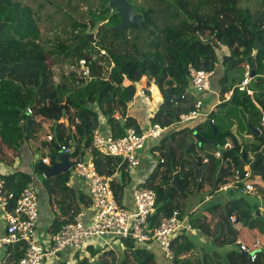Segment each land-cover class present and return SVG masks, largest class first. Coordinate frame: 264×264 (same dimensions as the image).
Listing matches in <instances>:
<instances>
[{
	"label": "trees",
	"instance_id": "trees-1",
	"mask_svg": "<svg viewBox=\"0 0 264 264\" xmlns=\"http://www.w3.org/2000/svg\"><path fill=\"white\" fill-rule=\"evenodd\" d=\"M82 1L90 4L85 20L73 17L62 5L54 3L56 13L62 16L68 30H62L67 37L56 39L53 48L48 50L41 42L37 12L20 0H0V161L11 163L24 141L34 138L42 123L47 122L52 136L51 149L55 144L71 147L69 160L74 167L77 161L86 158L90 147L89 154L96 170L109 179L110 187L122 202L130 181L128 164L119 156L91 148L94 129L100 127L102 117L115 137L122 136L130 126L140 130L136 119L127 115L128 103L137 92L136 83L143 88L154 84L162 94L163 101L150 117V123L168 127L179 122L182 113L194 108L196 98H201L204 103L209 92L196 96L189 93L188 70L194 67L212 72L210 82L214 90L219 89V102L204 119L198 117L193 119L194 124L160 136L153 147L160 160L139 183L156 194L151 224L169 216L174 208L184 213L179 201L174 199L175 195L183 196L182 192L171 184V179L174 172L179 180L196 179L192 161L202 167V174H207L209 179L214 177L215 185H221L232 178L235 169L243 173L247 163L241 153L245 151L247 159L250 151L255 160L252 176L264 180V129L261 128L264 115V0H128L141 16V27L131 25L120 30L113 28L122 18L110 6L111 0ZM97 20L103 23L92 40L86 34ZM58 26H61L60 22ZM256 39L262 48L255 47ZM102 50L104 53L101 54ZM57 55L67 61L68 68L60 70L55 83L48 60L49 56L58 58ZM82 57L88 61L91 78L78 74ZM246 64L254 65L255 76L249 83L252 94L237 86ZM220 69L222 75L219 77ZM228 92L230 96L226 98ZM169 95L172 100H166ZM62 117L67 118L68 125L60 121ZM234 126L235 131L232 130ZM194 131L214 140L220 147L227 142L231 145L216 157L218 147L199 144ZM49 133L45 128L44 134ZM175 138L179 139L178 144L174 143ZM180 152L183 153L181 156ZM35 171L42 172L40 169ZM0 173L5 180V189L12 192L14 198L33 178L32 174L22 170ZM70 176L71 172L67 170L43 179L52 205L55 195H62L69 189ZM258 206L234 205L227 214L230 218L235 213L233 223L240 228L231 229L234 237L222 240L220 245L230 243L232 250L204 251L195 256L197 259L191 258L193 242L183 231L172 239V263L264 264L263 247L254 248L256 257L251 262L240 250L241 242H237V235L249 247L257 239L264 242V212L261 213ZM64 208L59 209L60 213L48 227L50 237L74 219L76 211L69 213L63 211ZM202 212L196 216L189 213L188 220L192 228L208 235L211 216L205 214V210ZM117 243L123 248L114 245ZM117 243L109 247L88 246L89 257L95 256L96 261L89 262L83 257L77 264H157L159 260L154 251L135 245L129 238L118 239ZM112 247L120 250L119 258ZM23 250L22 242L6 247L3 254L6 262L18 260Z\"/></svg>",
	"mask_w": 264,
	"mask_h": 264
},
{
	"label": "built area",
	"instance_id": "built-area-1",
	"mask_svg": "<svg viewBox=\"0 0 264 264\" xmlns=\"http://www.w3.org/2000/svg\"><path fill=\"white\" fill-rule=\"evenodd\" d=\"M102 53H104L103 50ZM88 65L86 58L79 59L78 74L81 77L91 78ZM211 73L205 69L189 68L190 85L196 93L200 94L211 90ZM250 74L251 68L246 64L243 77L237 85L239 90L245 91L247 94L253 92L249 88L252 79ZM148 87L143 88L140 85L137 90L143 94ZM229 96L230 92L225 94L226 98ZM202 105L203 100L197 97L194 108L182 113L179 122H187L200 117ZM116 117L124 119L121 115H116ZM261 128L264 129V115L261 118ZM165 129L167 128L159 123H150L146 129L139 131L130 126L126 128L122 136L115 137L110 133L104 134L99 128H96L92 133L91 148L104 154L119 156L128 166H137L140 163L139 152L145 147L147 141L158 138ZM46 139L51 141L52 136L47 135ZM60 147L63 151L71 150V147H66L64 144H60ZM227 147L228 143L223 146V148ZM215 156L220 157V151L215 152ZM247 160L248 163L244 166L243 173L235 169L230 181L219 187L221 190L234 189L240 194H255V185L249 180L252 176L249 164L254 160L250 151L247 152ZM40 161L42 164H49V157H41ZM71 176H76L87 184L92 211L90 221L84 222L82 214L77 213L74 219L65 223L57 233L51 237L48 236L46 242H41L37 236L38 188L31 181L14 198V194L5 189V180L0 173V209L3 211L5 219V231L0 235V253L8 246L19 242L24 243L23 253L18 260L6 262L3 255L0 264H45L47 260L51 261L58 257L64 250L72 251V257L77 255L78 261V259L86 257L82 252H86L88 246L100 245L98 240L106 241L108 236H114L117 239L129 238L137 246L154 243L161 250L164 259L173 264L174 253L171 242L175 236L192 228L188 214L181 213L179 209L174 208L169 216L163 217L156 224H151V215L155 210V191L149 187L138 185L131 192L132 204H126L123 200L119 202L110 187L109 179L96 170L91 154H88L85 159L77 161L74 167L71 165ZM230 221L235 222V217L231 216ZM106 245H112V243L107 242ZM262 245L264 242L257 239L252 247L241 242L239 248L253 262L256 257L254 248H260ZM65 264L70 263L66 262Z\"/></svg>",
	"mask_w": 264,
	"mask_h": 264
},
{
	"label": "crops",
	"instance_id": "crops-1",
	"mask_svg": "<svg viewBox=\"0 0 264 264\" xmlns=\"http://www.w3.org/2000/svg\"><path fill=\"white\" fill-rule=\"evenodd\" d=\"M218 74L220 77L222 75V70L221 71L218 70ZM218 91H219L218 89L214 90L211 86V90L207 93V95L204 98V103L200 110L202 113V115L200 116V119L201 118L204 119L206 117L205 115L214 108L215 103L219 102ZM189 93L191 95H195V96L197 95V93L194 91L192 86L191 88L189 87ZM131 101H132L131 104L128 103L127 115L132 116L136 119L137 123L139 124V128L141 130V129H146V127L149 126L150 117L158 109L160 103L163 101V97L158 87L154 84H151L148 87V89L144 90L143 94H140L139 91L137 90L135 96L133 97ZM142 105H145V108L142 107ZM149 105H150V110L148 113ZM142 110H145V112L141 118ZM100 119L101 121H100L99 129L104 134L110 133L109 125L107 124L105 118L101 117ZM60 121H64L65 124L68 125L67 118L62 117ZM49 125L50 124L47 122L42 123L35 137L24 141L17 155H15L12 158L13 160L11 163H8L7 160L0 161V172L8 173V172H12L15 170H22V171L32 174V177L35 178L34 174H35V169H37L36 167L37 160H40L41 157H44V156L49 157L48 151L52 150L51 145L53 144L50 145V141L46 139L47 135L44 134L45 128H47V133H49L48 132ZM232 130L235 131L236 127L234 126ZM48 135H50V133ZM159 138L160 136L158 138L150 139L147 141L144 149L139 152L140 163L137 166H128L130 181L128 183V186L125 188V194L123 197V201L126 204H129V205L132 204V196H131L132 190L135 187H137L139 183H141V181L147 178L148 175L152 172L153 170L152 160L153 159L150 157H152L153 155H158V151H153V147L157 144V141L159 140ZM79 144L83 146V143H79ZM229 144L231 145V143ZM89 153H90V147L87 148L85 157H87ZM55 155L57 156L56 152H55ZM41 171L43 173V170ZM33 178H32V181H33ZM256 178L260 179L258 180V182L255 183L258 186L257 187L258 193L260 194L262 198H264V180L261 179L259 176H256ZM34 180H35L36 187L39 190V194H41L40 199H39V194H38L39 217H38V223H37V236L41 242L47 241V237L50 236V233L48 232V227L51 225L55 215L60 213L59 209L62 210L64 206L65 208L63 211H66V212L69 211V213H71L75 210L76 211L75 215L77 213L82 214V218L84 222L90 221L92 211H91L90 204H89L90 198L88 195V188H87V184L85 181H83L82 179L76 176H70L69 181H68L69 189L62 195H58V196L55 195L54 204L52 205L51 201L49 200V195L47 193V190L43 187L42 181H40L39 179V181L36 182V178ZM229 181L230 180H228L227 182ZM219 190L221 189L219 188ZM228 190L230 191V189ZM231 190L232 191L227 192L228 194H226L227 196L225 197L226 199L229 200L232 206L247 205L242 200L236 201L235 200L236 198L233 197V194L236 193L235 192L236 190L235 191L234 189H231ZM238 193L239 192L237 191V194ZM223 197L224 196L217 197L218 205L213 207L212 212L210 213L211 217L209 219L210 221L208 225V229H209L208 235L201 232L200 229L198 228H191L190 230L184 231L186 234L189 235L190 239L193 242L194 250L189 253V256H191V258L197 259V257L195 256L201 255L204 251L214 250V251L226 252V251L232 250L233 248L232 244L225 243V244L220 245V243L222 240L233 238L234 233L232 232L231 229L237 230L240 227L236 223L234 224L233 222H231L229 217H227L225 221L223 214L220 213L221 212L220 208L223 207V204L221 202L225 201ZM201 206H202L201 204H197L190 210H185L184 213L185 214L192 213L195 216L197 214L201 215L203 213ZM258 209L261 213L264 212V202L258 206ZM231 216H236V215L235 213H232ZM38 229L42 231L41 235L38 234ZM4 231H5V219H4L3 211L0 209V235H2ZM214 239H216V242L218 241V243H216ZM237 242L246 243L242 240V238L239 235H237ZM144 246L154 251L157 259L159 258V260H161L163 263L165 262L164 256L157 245H155L154 243L153 244L151 243V244L144 245ZM262 247L264 249V245H262L260 248H257L256 250L261 249ZM64 252H65L64 255L68 254V257L71 256L73 253V252L69 253L67 251H64ZM61 253L58 255V257L54 258L53 260L45 264H58L61 262L65 264L68 261V258L59 259V257H62ZM3 254H4V251L0 253V259H2Z\"/></svg>",
	"mask_w": 264,
	"mask_h": 264
},
{
	"label": "rangeland",
	"instance_id": "rangeland-1",
	"mask_svg": "<svg viewBox=\"0 0 264 264\" xmlns=\"http://www.w3.org/2000/svg\"><path fill=\"white\" fill-rule=\"evenodd\" d=\"M23 1L25 4H28L29 6L32 7V9L37 12L38 17H39V27H40V31H41V42L45 44L46 49L50 50L53 48V44L56 43V39H64L67 37V33L65 31L68 30V26L64 24L63 20H62V16L60 14H57L55 11V5L59 4L62 5L64 8H66V11L69 12L73 17L75 18H79V19H86L87 18V14H88V8L89 5L86 2H83L82 0H20ZM51 1V2H48ZM134 1V0H132ZM137 1V0H136ZM139 2H141V0H138ZM41 4V6L39 7V5ZM60 22L61 26H58V23ZM63 23V24H62ZM101 25V24H99ZM98 25V27H99ZM98 27H97V31H98ZM65 30V31H62ZM61 33H60V32ZM91 29H89L87 31V33H91ZM97 31L93 34V37L95 38V36L97 35ZM102 54V51H101ZM58 56V55H57ZM49 60H48V65L52 71V79L53 82H57V79L59 78V73L60 70H67L68 66H67V61L63 59V57L61 55L58 56V58L56 57H52L49 56ZM221 71V69H220ZM219 90V89H218ZM219 93V91H218ZM219 98V97H218ZM142 107L145 108V105H142ZM150 110V105L148 106V113ZM141 118L142 115L144 114L145 110L141 111ZM195 122H193L192 120L187 121V122H174L172 125L166 127L167 129L164 130L163 132V137L166 135H169L171 132L173 131H179L181 130L183 127H186L190 124H194ZM184 136V135H182ZM186 142H189V140L187 139ZM175 144L179 143V139L175 138L174 140ZM231 142H228V147H230ZM188 144V143H185ZM144 148L141 149V151ZM247 151V149H246ZM183 153L180 152V156ZM160 157H163V155H161ZM153 160V168L156 166V164L158 163L159 156L158 155H153L152 157ZM161 168H164V166H162ZM71 172V171H70ZM35 178H36V182L42 181L45 178L43 176L42 172L39 171H35ZM35 178H33V184L36 186L35 184ZM39 178V179H37ZM251 180V179H250ZM258 180H260L259 178H256V176H252V180L251 182L255 185V194H237V191H235L236 193L233 194V196L236 197V201L238 200H242L244 203L248 204V205H260L261 203L264 202V198H262L260 196V194L258 193L257 190V185L255 184L256 182H258ZM180 184L184 185L185 190L184 192H182V195H175L174 199L179 201L180 207H182V209L185 210H190L191 208H193L194 206H196L197 204H201V209L205 210V214H210V209L211 207H215L217 206V197L219 196H224V200L221 203L223 204V207L220 208V213L223 214V216H225V221L227 219V214L230 213L233 210V206L232 204L229 202L228 199H226L225 196H227L226 194H228L227 192L232 191L230 189L229 190H219V187L222 185H215L214 184V177L211 176L210 179L208 178L207 174L203 173L201 171V175L199 179H189V180H185V179H181L179 180ZM128 186V185H127ZM126 186V187H127ZM207 189V190H206ZM125 193V192H124ZM41 198V194H39V199ZM176 200V202H177ZM40 220V219H39ZM233 224V223H232ZM235 224V223H234ZM38 234H42V231L38 229ZM100 244V247H103L104 245L109 247L110 245H106L107 242L109 243H117L118 239L114 236H108L106 238V241H101L98 240ZM116 246H118L120 249H122L123 245L121 243H117L114 244ZM113 248V247H112ZM114 250V254L116 255L117 258L120 257L121 253L120 250L116 249V247L113 248ZM67 252H71L70 250H64ZM62 252L61 255L62 257H59V259L61 258H68V261L70 264H76L77 263V257L74 256L72 257L69 256L68 254L64 255L65 252ZM79 252H82V250H79ZM84 254V256L87 257V260L89 262H93L96 261L97 258H94L95 256H90L88 254V251L86 252H82ZM58 259V260H59ZM159 259V258H158ZM50 262L49 260L46 261ZM157 264H170L168 261L165 260V262L163 263L161 260L157 261Z\"/></svg>",
	"mask_w": 264,
	"mask_h": 264
},
{
	"label": "water",
	"instance_id": "water-1",
	"mask_svg": "<svg viewBox=\"0 0 264 264\" xmlns=\"http://www.w3.org/2000/svg\"><path fill=\"white\" fill-rule=\"evenodd\" d=\"M110 6L114 7L116 12L120 13L121 15V22L119 25L113 27L114 29H122L125 27H129L131 25H137L141 27V16L140 14L131 6L128 0H111L110 1ZM102 20H97L95 24L92 27L91 33H87L86 36L92 40L95 38L93 37V34L97 31V27L99 24H102ZM255 47L256 48H262L263 46L259 43V41L256 39L255 40ZM251 68V77L255 76V71H254V65L251 64L249 65ZM136 88H140V84L136 83ZM166 100H172L171 95ZM123 124V123H122ZM213 129L215 131V128L213 126ZM255 130V129H254ZM193 135L196 137L197 141L199 144L201 143H208L215 145L218 147V150L220 152L224 151L223 147H220L217 142L211 139H207L204 136H202L198 131H194ZM55 152L57 156L55 155ZM72 151H63L60 147L59 144H55L54 149L51 151H48L49 155V164H42L40 160H37V169L43 170V175L44 177H49L55 174H58L62 171H71V163L69 161L70 155ZM242 158L248 163V160L246 159V153L245 151L242 150ZM256 157H258V154H256ZM255 164V160H253L249 166L252 169ZM192 165L194 167L195 171V177L196 179L200 178L202 167L195 164L192 161ZM119 179H121V172L118 173ZM171 184L179 191V192H184L185 187L184 185L180 184L178 175L176 172L173 173L172 179H171ZM243 253V252H242Z\"/></svg>",
	"mask_w": 264,
	"mask_h": 264
}]
</instances>
